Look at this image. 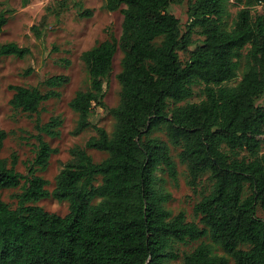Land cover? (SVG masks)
<instances>
[{
	"label": "trees",
	"instance_id": "trees-1",
	"mask_svg": "<svg viewBox=\"0 0 264 264\" xmlns=\"http://www.w3.org/2000/svg\"><path fill=\"white\" fill-rule=\"evenodd\" d=\"M184 1L104 0L107 11L122 13L121 34L82 53L91 85L69 106L79 117L74 135L92 126L95 107L112 115L114 131L94 125L96 135L71 148L52 192L38 171L58 150L43 135L58 137L62 120H36L35 157L26 176L16 169V155L11 164L2 157L9 133L0 129V189H22L16 209L0 197V264H167L179 258L180 264H264V14L254 13L264 0H237L241 8L230 27V0H189L185 31L171 11ZM6 14L0 13V32ZM40 26L32 27L36 37ZM119 50L120 101L109 108L104 86ZM30 54L16 42L0 46V58ZM243 59L240 81L228 85L239 77ZM69 81L55 75L37 86L11 85L9 104L33 116ZM195 86L203 98L189 102ZM172 147L180 149L192 190L205 176L212 183L194 206L199 222L166 208L171 194L159 185V173L178 180ZM88 149L108 157L96 162ZM51 196L68 202L65 216L33 204ZM205 237L212 244L201 242L182 257L176 251ZM214 246L224 254H215Z\"/></svg>",
	"mask_w": 264,
	"mask_h": 264
},
{
	"label": "rangeland",
	"instance_id": "rangeland-1",
	"mask_svg": "<svg viewBox=\"0 0 264 264\" xmlns=\"http://www.w3.org/2000/svg\"><path fill=\"white\" fill-rule=\"evenodd\" d=\"M0 2L2 3L0 13L6 10L8 18L7 24L0 32V46L8 42H16L31 50V54L23 59L14 56L0 58V129L9 133L2 150V157L11 164L12 156L16 155V169L26 176L27 164L35 157L36 120L47 123L51 118H60L63 123L59 129V136L52 138L43 135L44 140L56 148L58 153L51 157L45 170L38 171V175L49 181L47 188L52 192L56 176L71 158V148L84 147L86 142L96 135L94 125L104 127L110 134L114 131L115 120L112 115L103 108L95 107L90 118L92 126L81 134L74 135L72 132L79 117L70 108L69 103L78 91H85L91 85L87 67L81 59L82 53L104 40L118 39L121 34L123 15L120 11H107L104 0H0ZM188 3L189 0H185L183 4H175L171 8L172 13L180 19L184 31L188 24ZM240 8L241 5L237 0L229 1L226 17L228 27L231 26ZM84 10H91L93 16H81L80 12ZM254 13L264 14V5L256 6ZM44 16L47 19L45 25L41 27L40 23ZM33 26H40L41 37L35 36L32 31ZM199 38L201 37L198 35L194 36V39ZM193 48L191 47V50ZM180 56L183 61L188 59V54L180 53ZM122 58L123 53L119 50L115 56L113 71L104 86L105 101L109 108L116 107L120 101L121 85L117 75L122 70ZM244 64L243 59L238 71L239 77L228 82V85H236L240 81ZM28 69L32 70L31 74H26ZM55 75L68 76L70 81L56 89L60 96L44 102L38 114L29 116L23 112H16L10 106L9 102L13 96L11 85L37 86ZM48 89L41 85L42 91L45 92ZM194 89L195 95L189 99V102H198L203 98L200 93L201 87L195 86ZM159 135L164 137L162 133ZM87 151L96 162H101L108 157V154L103 151L93 149ZM179 152L180 149L172 147V155L178 164V180L175 182L167 174L159 173L161 178L159 185L171 194V200L166 204L169 211L173 214L184 212L189 221L199 222L194 217L193 209L202 198V189L209 193L212 183L205 176L201 188L198 191L192 190L187 183L186 166L182 165L177 158ZM21 192V187L0 189V197L11 208L16 209L17 195ZM33 204L60 216H65L69 211L68 202H59L52 196ZM201 242L212 244L211 239L205 237L194 243L178 244L176 251L182 257L184 253L191 251ZM214 253L223 255L224 251L221 247L214 246ZM180 263L179 258L167 264ZM229 264H234L233 260L230 259Z\"/></svg>",
	"mask_w": 264,
	"mask_h": 264
}]
</instances>
